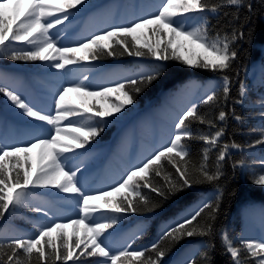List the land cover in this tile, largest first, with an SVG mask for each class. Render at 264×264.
I'll list each match as a JSON object with an SVG mask.
<instances>
[{
  "label": "snow or ice",
  "instance_id": "6c2138e0",
  "mask_svg": "<svg viewBox=\"0 0 264 264\" xmlns=\"http://www.w3.org/2000/svg\"><path fill=\"white\" fill-rule=\"evenodd\" d=\"M83 2L84 0H0V54L9 53L12 60L51 61L52 67L56 69L103 55L114 57L127 53L140 57L151 54L161 61L175 59L187 66L224 72L237 57L233 44L244 38L242 28L210 38L207 22L203 17L194 24L190 23V17L186 14L215 12L218 7L215 4L209 5L206 0H163L157 11L147 17L139 18L129 25H116L110 30L93 34L77 47H58V40L50 30L68 21L70 10ZM226 3L237 8L244 6V0H226ZM247 7L251 10V4ZM14 41H24L28 47L19 50L10 48ZM186 48L189 55L180 54L181 50ZM196 48L202 52H195ZM142 49H147V52ZM160 72L161 68L158 67L135 78L129 77L126 83L131 86L132 93L139 94L142 91L141 86H147L158 79ZM126 83L118 81L100 91H89L84 85L65 87L57 93L55 115L36 108L16 91L0 87V93L22 110L23 115L52 126L49 134L33 136L25 146L0 144V218L4 217L10 207H28L30 188L37 186L77 194L79 209L77 218H70L67 223L51 222L39 225L31 236L13 237L6 244H0V264H67L69 260H72L73 264H76V261L80 264H118V261L121 264L123 261H127V264H133L134 261H139L140 264H159L160 258L165 255V250L160 248L159 243L151 246L155 259L147 255L146 250H130V246L114 253L105 243L107 237L104 234L108 229L115 231L114 226L118 224L119 216L109 215L102 210L110 209L117 214L129 210L153 211L156 205L140 194L138 181L144 180L154 165L157 168L163 167L162 158L175 167L179 180L173 181L165 177L166 189L152 186L151 190L161 197L182 190L193 182L214 181L220 177L221 162L225 160L230 147L226 143L222 146L219 144L224 129L220 127L214 133L207 134L194 133L189 127L190 121L206 123L210 128H217V125L214 120L200 115L197 105L192 103L179 114L174 124L175 131L166 145L156 150L141 166L130 169L122 182L112 187L110 192L101 191L95 195L87 193L80 185L79 168L74 170L66 164V153L74 148H83L103 130L101 125L104 118L119 113L126 105L134 103V95L126 90ZM222 91L227 99L230 93V80L227 75L223 76ZM69 92L82 94L79 105L68 99ZM244 93L245 88L241 84V97ZM110 94H116V100L119 102L110 101L107 108L103 105L97 108L94 103L89 105L84 99L98 96L109 101ZM216 99V93L213 91L201 102L208 104ZM75 116L80 119H69ZM97 117L100 119L97 120ZM226 118L227 113L221 110L216 120L223 122ZM235 119L240 120L241 117L236 116ZM186 140H199L206 145L202 150V162L198 166L193 165L191 170L189 161L186 160L190 156V147L185 143ZM258 143H264V139ZM231 147L239 145L232 144ZM214 148L218 150V154L216 170L211 172L207 162L209 152ZM33 150L35 161L31 156ZM156 175H160L159 170ZM254 183L264 185V174L259 175ZM122 189L127 195H135L139 199L134 203L125 196L126 204L124 201L116 203L107 199L113 193H120ZM94 201L103 203L94 204ZM205 210H210L208 219L201 222L199 218ZM32 211L43 212L47 216L51 209L45 210L35 206ZM216 211L218 203L215 206L204 203L182 222L165 230L161 239L174 241L183 236L210 234L213 228L211 221L215 219ZM101 220L105 222H100ZM68 228H72L71 233L67 231ZM81 228L83 235L79 234ZM111 234L108 232L109 236ZM222 244L230 254L233 264H264V241L242 239L240 245L236 246L225 232L222 234ZM82 257L85 259H81ZM90 257L104 259H86ZM202 258L208 264L209 257L206 252L202 254ZM190 264L197 262L191 260Z\"/></svg>",
  "mask_w": 264,
  "mask_h": 264
},
{
  "label": "trees",
  "instance_id": "16d2710c",
  "mask_svg": "<svg viewBox=\"0 0 264 264\" xmlns=\"http://www.w3.org/2000/svg\"><path fill=\"white\" fill-rule=\"evenodd\" d=\"M114 2L125 4L128 0ZM206 2L218 6L215 12L196 13L206 20L210 38L217 34L223 36L234 29L242 28L244 32V38L233 44L237 57L224 72L187 66L175 59L161 61L151 54L137 57L127 53L114 57L103 55L69 66L71 75L96 70L95 78L118 76L125 83L129 77L135 78L141 73L161 68L159 78L147 86H141L139 94L132 93L131 86L126 83V90L134 95L137 107L135 113L126 121L111 119L108 128L101 133V143L84 148L78 161L68 164L74 170L79 168L80 185L87 193L95 195L101 191L110 192L112 187L122 182L130 169L141 166L156 150L166 145L175 131L174 124L179 114L192 103L197 105L200 115L214 120L217 128L190 121V129L194 133L207 134L223 127L224 135L219 144L230 146L228 155L221 162L222 174L217 180L193 182L182 190L161 197L151 190L152 186L166 189L165 177L179 180L175 167L162 158L163 167L154 165L145 179L138 181L140 194L156 205L153 211L129 210L117 214L110 209L102 210L109 215L119 216L115 231L108 229L104 234L107 237L105 243L114 253L130 246V250H146V254L155 259L151 246L159 243L160 248L165 250L159 264H190L191 260L206 264L202 258L205 252L209 257L208 264H233L222 244L223 233L226 232L236 246L240 245L242 239L264 241V185L254 183L259 175L264 174V143H258L264 139V0H244V6L239 8L228 5L226 0ZM248 4H251V10ZM26 47L28 45L21 41L10 44V48L17 50ZM142 51L147 52V49ZM168 54H171V49ZM9 55L0 54V87H8L27 100L29 96L35 95L28 77L39 76L36 71L40 65L33 61L12 60ZM225 75L230 80L227 99L222 91ZM241 84L245 88L243 97L240 95ZM213 91L217 99L208 104L202 103ZM221 110L227 113L223 122L216 120ZM236 116L241 119H235ZM2 118L5 119V116L2 115ZM12 129L7 127L6 135H11ZM4 139L0 138V144H27L15 141L6 143ZM185 143L190 147V156L186 160L191 170L193 165L198 166L202 162V150L206 145L199 140H186ZM232 144L239 147H231ZM217 154L215 148L209 152L207 163L211 172L216 170ZM20 155L23 157L22 153ZM157 170L160 175H156ZM145 184L148 186L145 187ZM30 192L28 207H10L0 218V244H6L13 237L31 236L39 225L67 223L70 218H77V195L72 211L66 214L63 206L68 201L64 198L32 188ZM125 196L134 203L139 199L135 195H127L123 189L107 199L116 203L124 201L126 204ZM93 203L102 204L103 201ZM204 203L213 206L218 203L210 234L183 236L174 241L161 239L165 230L182 222ZM35 206L51 211L45 216L43 212L32 211ZM209 211L205 210L199 218L201 222L208 219ZM67 231L71 233L72 228ZM108 232L112 234L109 236ZM79 234L83 235L82 228ZM86 259L96 261L104 258ZM67 264H73V261L69 260ZM76 264L80 262L76 261ZM118 264L121 262L118 261ZM123 264H127V261H123ZM133 264L140 262L134 261Z\"/></svg>",
  "mask_w": 264,
  "mask_h": 264
},
{
  "label": "rangeland",
  "instance_id": "374dc122",
  "mask_svg": "<svg viewBox=\"0 0 264 264\" xmlns=\"http://www.w3.org/2000/svg\"><path fill=\"white\" fill-rule=\"evenodd\" d=\"M105 1L106 0H84L82 4L77 5L74 9H71L69 20L66 21L63 25H58L50 30L51 34L58 40L57 46L77 47L80 42H86L87 38L93 34L100 33L104 30H110L112 26L129 25L139 18H144L149 16L150 14L155 13L158 6L163 2V0H128L129 3L124 7H121L120 4L116 5L110 2L106 6V8L96 9L97 12L91 13V15L88 17V11L94 9L95 7H97V5H101ZM115 10H117V12H115ZM122 14H125L127 16L128 22L126 24H121L120 22H118ZM186 15L190 17V23L192 24L196 23V21L201 17L196 13H189ZM82 18H85V21L83 25L79 27L80 19ZM76 28H81V31L78 35L79 39L74 43L69 44V41H71V39H74L73 36L69 34V29ZM64 37H67L68 40H66ZM141 43H143V41ZM195 52L200 53L202 52V50L196 48ZM180 54L189 55V52L186 48L182 49ZM89 60H91V58L88 60L79 61L77 63ZM33 62H37L40 65V69L36 72L42 74L41 76L44 81H41L34 76L30 78L32 85L38 93V96L33 100L29 98V100L27 99L26 101L34 105L36 108L42 109L44 112L50 113L52 115H55V99L57 97V93L65 87L84 85L88 88L89 91H100L103 87H111L115 82H121V78L118 76H105L96 80L94 77V75L96 74V70L90 72L89 74L70 76L69 66L72 64L66 65L63 69H56L52 67L53 62L51 61ZM81 95L82 94L76 92H69L68 99H70L74 104L79 105L81 103ZM84 99L89 105L94 103L97 108H99L101 105L107 108L110 101L119 102L116 100V94H110L109 101H105L98 96L87 97ZM136 109V104L133 103L131 105H126L119 113H114L112 116L104 118V121L101 125L103 130L96 137L90 139L83 148H74L73 151L66 153V156L68 157L66 164L76 162L84 148L93 146L97 143H101V133L108 128L109 121L111 119L126 121L135 113ZM0 110L5 116L4 122L0 123V138L5 137L6 139H8L11 137V135H5L6 127H13L11 133H13L15 136L19 134L23 137V139L26 138V143H29L32 140L33 136H44L52 131L51 125H48L45 122L35 121L33 118H29L23 115L22 110L13 105V103L2 93H0ZM69 119L78 121L80 117H69ZM96 119L99 120L100 118L97 117ZM63 123H66V121L62 122L61 126H63ZM31 156L33 161H35V150H33ZM32 189L44 192L49 195L64 198L66 201H68V204H64L63 206L66 214L70 213L74 207L77 194L62 193L59 192V190L53 189L51 187L45 188L37 186Z\"/></svg>",
  "mask_w": 264,
  "mask_h": 264
}]
</instances>
